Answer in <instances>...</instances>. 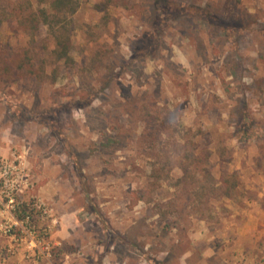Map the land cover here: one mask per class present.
I'll return each mask as SVG.
<instances>
[{
  "label": "rangeland",
  "instance_id": "374dc122",
  "mask_svg": "<svg viewBox=\"0 0 264 264\" xmlns=\"http://www.w3.org/2000/svg\"><path fill=\"white\" fill-rule=\"evenodd\" d=\"M70 33L65 64L0 24L41 68L0 73V264H264V0H78ZM207 151L186 205L177 163Z\"/></svg>",
  "mask_w": 264,
  "mask_h": 264
},
{
  "label": "trees",
  "instance_id": "16d2710c",
  "mask_svg": "<svg viewBox=\"0 0 264 264\" xmlns=\"http://www.w3.org/2000/svg\"><path fill=\"white\" fill-rule=\"evenodd\" d=\"M4 2V0H0V24L8 22L14 30L22 26L26 30H30L32 35L40 31L41 27L46 26L47 33L54 43L51 49L53 60L55 62L62 61L65 64L73 62L70 56L72 49L70 17L78 7V0H39V3L43 2L45 5L38 9L33 8L31 0H7L6 3ZM36 61L34 53L29 48L18 47L12 49L0 42V73L13 74L17 78L22 76L39 77L41 68L38 67ZM241 116L242 122L246 124L242 132L247 135L252 131L253 120L244 112ZM209 155L210 152L208 153V151L202 155L185 154L183 159L191 160L193 169L185 160V162L179 161L177 163L183 172L176 179L174 185L182 186L180 196L187 199L186 205L190 204L192 196L204 195L203 191H205V188L202 187V183L215 181L208 168L204 167L197 170V166L203 162V158L206 160ZM197 172L201 175L200 177L196 176ZM155 176L160 178L159 174ZM237 186L238 181L235 173L228 176L222 175L218 180V186H213L210 191L216 193L218 190V194L215 197L231 198ZM142 199H144V193L140 191L136 200ZM206 200H208V197ZM32 210L26 203L18 204L16 207V211L19 212L18 220H25L27 217L31 218ZM164 218H166V215H164Z\"/></svg>",
  "mask_w": 264,
  "mask_h": 264
}]
</instances>
